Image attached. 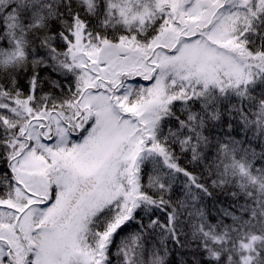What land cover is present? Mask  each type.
<instances>
[{"label": "snow or ice", "instance_id": "1", "mask_svg": "<svg viewBox=\"0 0 264 264\" xmlns=\"http://www.w3.org/2000/svg\"><path fill=\"white\" fill-rule=\"evenodd\" d=\"M0 264H264V0H0Z\"/></svg>", "mask_w": 264, "mask_h": 264}]
</instances>
